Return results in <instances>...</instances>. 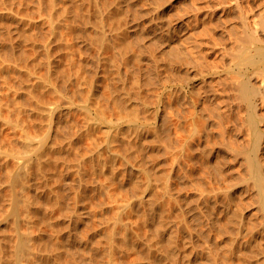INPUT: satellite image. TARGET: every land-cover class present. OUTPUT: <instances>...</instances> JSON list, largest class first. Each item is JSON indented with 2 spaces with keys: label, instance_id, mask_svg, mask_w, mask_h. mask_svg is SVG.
<instances>
[{
  "label": "bare ground",
  "instance_id": "obj_1",
  "mask_svg": "<svg viewBox=\"0 0 264 264\" xmlns=\"http://www.w3.org/2000/svg\"><path fill=\"white\" fill-rule=\"evenodd\" d=\"M123 1L124 0H104L105 7L104 6L103 7L106 8V10L103 13V10L100 7L101 5L98 3L97 0H39V1L37 0V2H35L33 0H0V3L4 4L6 6V8L9 9V11L3 12V13L0 11V92H1L0 93V145H2V147L5 148L2 151V153L4 154V159L2 161L0 160V162L6 169L5 174H6L8 186H9V195L8 194L5 195L0 191V201L2 199H4V196H6L7 199L9 198V229L6 232L3 231V235L0 237V264H180V259H181L182 254H183V257H182L183 264H191V262H192L191 254L188 251H186L188 249L187 248L188 244L186 245V243H183V245H185L184 252L182 254H180V252H179V248L176 244L177 241L175 239L176 236H178V235L174 234L175 230H173V228L171 226V220H170V217L172 215V213H170L171 209L169 208L168 213L167 214L165 213L166 208H168V207L165 208V205L168 204L165 199H166V196L169 197V195H170V192L168 190V185L165 184L166 186L163 187L161 193H158L157 191H159V190H157L154 195H151V193L147 192V190H148L147 188L152 185V177L148 174L145 175L147 177L146 182H145L147 187L141 186V184L139 183L138 179H140V178H138V175H140V173L142 174V172L145 173L147 171L146 170V164H145L146 159H144L145 142L142 138V132H143L144 125L139 123V122L138 123L133 122L130 124H123L122 125V123L125 120V115L123 114V111L121 110V106L125 107L126 104L128 102H130L129 100H127L128 98H126L127 93H129V91L126 88L127 81L124 79V77L127 74L124 77H122L123 76V74L121 73L122 71L120 72V69H119V67H120L119 62L120 61L122 62L123 60H120V61L117 60L118 63H116V61H114L116 59L115 57L112 58L109 55L107 56L105 54H102L101 52L99 53V50L104 52L103 51L104 49H106V48L109 49V47L111 48L112 44H114L118 48V50H119L118 52L120 53V55L124 59H126L125 60L126 64L131 63V62L127 63V61H128V59L133 58L132 61H134V63L136 62L135 64H138V66L141 65L142 59L144 58L143 54L145 53V50L147 49V47H146V49L138 50L141 48V45H140V48H138V49L136 48L138 51H135V48H133L134 50L132 48H130V41L131 40L128 39V35H130V34H128V32H130L129 31L130 26L129 27L127 26L128 22L126 23L127 25L125 23L123 24L122 22H121L122 24L119 22V25L111 24L113 26H112V29L110 28V30L112 31V33H111V31H110V33L112 34L111 39L113 40V42L109 37L110 35L107 36L105 33L106 31L104 32V29L102 27V23L104 21L103 19L105 18L104 16H106L107 18H110V20H111L110 22H112V21L116 22L119 20V19L115 20V17L117 16V14L121 13L120 10H122V8H124V9L127 8L124 6L125 1L124 2ZM14 3L19 4L18 5L19 8L17 6L16 7L18 9L15 8L16 10H14L12 8L13 7L12 4H14ZM41 3L44 4V7L41 6ZM101 3H103V2H101ZM126 3H128V1H126ZM2 4H0V5H2ZM32 4L39 5V7L41 6L42 8L46 9V12L43 9L42 10H43L44 14L46 13V15H47V19H48V22L50 25L48 24L49 27L48 26H46V27H48L47 29H50L49 32H50L51 36H47V34H48V33H46L47 30L44 32L42 30V28L38 27L37 30H36V28L33 29L32 25L34 23L30 19V17L24 18L22 16H18V14H20V13H22L24 16H27L28 15L27 12H29V11L26 10L27 11L26 12L25 8L26 9H27V7L30 8V5L32 7ZM4 5H2V6L5 8ZM92 6H94V8ZM35 7H37V6H35ZM127 9L130 10L131 7L129 6V8H127ZM31 10H30V12H31ZM40 12H42V11L40 10ZM135 12H138V11H135ZM122 13H125V11ZM127 13L130 14L129 12H127ZM127 13H125L124 15H127ZM157 13H158V11H157ZM93 15L96 16V19H97L96 21L98 22V23L96 22V24L93 23L94 21L91 18V16H93ZM122 15L123 14H121V16ZM124 15L122 17H124ZM141 15H143V14H141ZM159 15H161V14H159ZM29 16H31V15H29ZM138 16L139 15H137L136 17L138 18ZM118 17H120V15ZM126 18H128V17L126 16ZM126 18H124V19L126 20ZM135 19L136 18L134 17L133 20H135ZM169 20H170V18H169ZM169 20L167 18L166 20H164V23H161V24H164V26L166 27L165 28L166 31H165V35H164V40L166 38V42L163 41L164 43L170 42L169 40H170V36L172 34V31H176V27L172 26L171 20L170 21ZM110 22H108V23H110ZM43 23H45V20ZM148 23H149V21H148ZM116 24H118V22H116ZM144 24H147V23H144ZM93 25H94V27H93ZM111 25H109V27ZM141 26H143V24ZM144 26H146V25H144ZM164 26H163V28H164ZM137 27L139 28V26H137ZM88 28L94 29L93 32H89ZM44 29H46V28H44ZM140 29H142V28H140ZM41 31L44 33H42ZM70 33L72 34L74 39H80V37L82 38L84 35H85L83 37L84 39H86V40L88 39V41H91V39H92V41L89 42V44L90 43L93 44L92 43L94 41L93 39H97V41H95L96 45L98 44L99 45L98 48L100 47L101 49H98L97 50L98 54H95V55L99 56L98 59L100 61H97V63L99 62L100 65H102L101 70H99L100 68L98 69L99 71L96 68L93 70L92 69L90 70L89 67H90L91 63L89 64V67H88L89 69L86 68V66H85L86 63L84 64V62H85L84 58H83L84 56L83 57L81 56L82 49L80 48V46H78V44H76L75 41L73 43H71L70 41H67L68 40L67 37H69L71 35ZM263 36H261V39L264 38ZM89 38H91V39L89 40ZM129 38H130V36H129ZM131 39L134 40L132 37H131ZM23 41L29 45H32V47L35 48L36 50L42 48V52L39 55H37V51H36L30 57H28V51L24 47H21L22 46L21 43ZM53 42H55V44ZM138 42H135L132 44H135L136 47H138L137 44H140V42L139 43ZM248 42H249V40H248ZM191 43L192 42H190V43L186 42L185 44L187 45V44H191ZM193 43H194V41H193ZM197 43H199V42H197ZM209 43L210 42H208V43L205 42V45L208 44V45H210V48H211L212 43L211 44H209ZM251 44L253 45V43H251ZM199 45L200 44L191 45L192 47L190 48L189 52L192 51V48H194L196 50V48ZM169 46H171V45H169ZM193 46H195V47H193ZM200 46H202V45H200ZM95 47H97V46H95ZM133 47H135V46H133ZM54 48L57 51H63L64 49H66V50L68 49L67 51H65V53H67V58L69 57V61H67V63H66L67 67L65 65V60L62 56L57 57L58 61L54 60V59L53 60L50 59L51 51ZM117 48H115V49L117 50ZM142 48H144V47H142ZM171 48H173V47L171 46ZM171 48H170V50H171ZM187 48H188V46L184 49L187 50ZM206 48H207V46H206ZM214 48H215V46H214ZM165 49H166V47H165ZM200 49H201V47H200ZM202 49H201V53H202L201 56L202 55L204 56V54H206L205 51L206 50L209 51V49H206V50L204 49L203 50L204 53L202 52ZM245 49H244L245 51L243 50V52H241L242 54L246 53L247 51L250 52L251 54L250 55L245 54L242 58H238V60H237V58H234L237 60V61L235 60L237 65L238 66L241 65L238 67L240 70L238 75L240 74V77H241V75L244 76V77L242 76V78L240 80V92L243 96L242 99H244V101H246V103H247L246 105L248 106L247 111H246L247 112V120H248L250 129L252 131L253 139H254L252 146L247 151V154H245V153L244 154H245V156L247 155L246 158L248 157L247 159L249 160V163H250V166H248V167L251 168V171H252L251 177L256 182L255 185H258L257 187L259 188V192H260V196H261L260 202L262 204V209H264V186H263L264 185L263 184L264 183L263 182L264 181V174L261 171L262 168H260L261 165L259 164V160L257 159V153L259 152V150L261 148H263L262 147L263 144H262V140H261V138L263 136L261 137V131L259 129L260 116H259V114H257V110L254 109V108L258 107V105H257V107L255 106L256 104H255V98L254 97H256L257 93L262 92V90L259 91L260 89L258 90V88L254 87V85L250 84L249 77H251V76H247V73H246L247 68L245 69V66L247 64H251L250 66H252V65L254 66L253 72H256L258 74L259 72L264 71V46L256 45V46H253V48L251 47V48H245ZM168 50H169V48L167 49V53H168ZM188 50H189V48H188ZM210 50H211L210 52H212V48ZM148 51L149 52H147V51L146 52L150 53V56H149L150 61L149 62L153 63L154 66L158 65L159 68H161V72L159 71V73L162 76H160V75L159 76H160V80H161L160 83H161L162 89H164V90L166 89L167 93H168V91H170L172 96H173V94H175L179 88H182L185 83L190 85V87L192 88L193 81H191L190 78L193 76L189 75L188 70L190 68L188 66H191L192 62L195 61V59H194L195 55H193L194 53L192 54L193 57H191L192 55L189 52L184 53V55H182L183 51H182V54L178 53V52H177V54L176 53L175 54L168 53V54H170L172 59L174 57L177 59V65L178 66L180 65L183 68L182 70L185 69L186 76L183 78L184 80L181 78L179 79V77H178L177 79L180 80V81H178L177 79H172L171 73H170L171 69L168 70V68L171 65H173V64H169L173 60L168 63L167 61H169V60L166 59L167 60L166 61V60H164V58L162 59V57H160L158 54L153 53L152 50H148ZM107 52H109V51L107 50ZM171 52L174 53V49H172ZM179 52H180V50H179ZM199 52H200V50H199ZM242 54H240V55H242ZM95 55H94V59H96ZM114 56H115V54H114ZM116 56H118V55H116ZM121 56H119V57H121ZM198 56H200V54ZM207 58H204V59H207ZM9 59H11V60H9ZM106 59L110 61L109 66L107 65L109 62ZM196 59H198V58H196ZM204 59H202V60H204ZM23 60H25L24 64H22ZM104 60H106L108 63H104ZM199 60H200V57H199ZM199 60H196L195 62H197ZM14 61H15V65H13ZM93 62H95V61H93V59H92V63ZM160 62H162V63H160ZM231 62H233L232 59H231ZM231 62H230V64H231ZM44 63L48 64L51 71H54V73L57 72L58 75L60 74L58 76V77H60L59 78L60 80H58V81L59 82L62 81L61 82L62 87L60 86V84H58L59 82L57 83V81H56V83L51 81V80H48L46 82V79H45L46 77L37 75V72H36V70H34L35 69L34 67L39 65V64L44 65ZM200 63H199V65L202 64V63L201 64ZM206 63H207V60H206ZM236 63H235V65H236ZM212 64H214V63H212ZM168 65H169V67H168ZM195 65L196 64L194 63V68H195ZM204 65H203V67L205 69V67H207V66L209 67L211 64L210 65L208 64L206 66H204ZM243 65H245V66L242 67ZM91 66H93V65H91ZM176 66H174V68H176ZM95 67H97V66H95ZM199 67H201V66H199ZM145 68H147V67H145ZM159 68H157V69H159ZM215 68H217V67H215ZM227 68L229 69L230 67H227ZM231 68H234V67H231ZM47 69H46V71H47ZM142 69L144 70V68H142ZM148 69H149L148 70V73H149L151 70H150V68H148ZM177 69L179 70L180 68H177ZM196 69H197V66H196ZM200 69H202V67ZM210 69H211V67H210ZM143 70H141V71L143 72ZM206 70H209V69L206 68ZM236 70H234V71H236ZM12 71L16 75L15 80H14V78H12L13 80L11 79V76L13 75ZM110 71L113 72L114 74L110 75ZM211 71H213V70H211ZM153 72H154V70H153ZM195 72H197V71H195ZM200 72H201V70H200ZM203 72L204 71H202V73ZM253 72H252L253 75L256 74ZM11 73H12V75H11ZM204 73H206V71ZM130 74H131V76L134 77L133 72H131ZM150 74H151V72H150ZM154 74H156V72ZM252 74H250V75H252ZM259 74H261V73H259ZM54 75L56 76V74H54ZM144 75H146V74L144 73ZM151 75H153V74H151ZM231 75H232V73H231ZM233 75H234V72H233ZM198 76H199V74H198ZM236 76H237V74H236ZM236 76H233V81H235V83L237 82L235 79L238 78V76L237 77ZM258 76H260L261 80L263 81V79H264L263 75H262V77H261V75H257V77ZM105 77L109 81L106 82L105 84H103L102 81ZM156 77H158V75ZM234 77H236V78H234ZM54 78H56V77H54ZM54 78L52 79V77H51L50 79L54 80ZM149 78H150V76H149ZM149 78L148 77L146 78V83H147V79H149ZM18 79L20 80L21 83H17ZM33 79H35L36 81L35 80L33 81ZM126 79H129V78L127 77ZM133 79L134 80L130 81L131 84H132V82L135 85L137 84L138 85L137 89H139L140 85H139L138 77L135 76ZM205 79H203V80H205ZM150 80H152V79H150ZM156 80H157V78H156ZM182 80L184 82H182ZM153 82H155V81H153ZM236 84L238 85V82ZM261 84H262V82H261ZM151 85H152V83H151ZM153 85H154V83H153ZM158 85H159V83H158ZM200 87H201V89L199 87H197V88L202 90L203 89L202 86H200ZM206 87L207 86H205V88ZM259 87H261V85ZM205 88H204V90H206ZM160 90H161V88H160ZM182 90L180 89V91H182ZM193 90H194V87H193ZM195 91H196V88H195ZM215 91H217V90H215ZM47 92L48 93L50 92L49 94H52L51 98H47L50 100H46V98L44 97L45 96L44 93L47 94ZM150 92H152V91H150ZM196 92L193 93V91H191V92H189V94L193 93V94H195L194 95V97H195L197 94ZM153 93L155 94V91ZM159 93L160 92L158 91L157 94H159ZM167 93H165L164 95H166ZM263 93H264V91L262 92V94ZM157 94H156V96H157ZM178 94H179V92H178ZM182 94H183V91H182ZM215 94L220 95L218 92ZM160 95H162V94H160ZM168 95H169V93H168ZM237 95H238V93L236 94V96ZM259 95L261 96V93ZM3 96L5 97L4 100L2 98ZM176 96H174V98ZM262 96H264V94ZM196 97H198V96H196ZM211 97H212V94H211ZM143 99L144 98H142V100ZM171 99H173V98H171ZM175 99H177V98H175ZM192 99L194 100V98H192ZM200 100H202V99H200ZM221 100H223V99H220V103H221ZM257 100L263 101V98L261 99V97H260V99H257ZM197 101H198V99H197ZM197 101L194 100V102L198 103ZM173 102H175V101H173ZM187 102H188V100H187ZM212 102H214V101L212 100ZM111 103H114L116 105L118 111H116V113L114 115H112L111 117H108L106 112H105V108L108 107L109 105H111ZM176 103H177V101H176ZM188 104H190V103H188ZM191 104H190V106H191ZM145 105H147V102ZM205 105H206V103H205ZM217 105H215V106L217 107ZM244 105H242V106H244ZM202 106H204V104ZM202 106H199V107L201 108ZM4 108H6V110H7L6 113L4 111ZM60 108L61 109L63 108V113H62ZM146 108H147V106H146ZM200 108L197 109V112L196 111L192 112L193 113L192 114V121L190 120V122H192L191 126H188L189 124L186 125V126L190 127V130H188L189 132L186 133L187 127L185 126V124H183V125L186 128L181 127L184 130L186 129L185 130L186 132L184 134L183 133L184 130H183L182 140H180L179 139L180 137H178V139L181 141V143H180L181 146H179V147L181 148V150L184 151L185 147L188 146L189 149H192V151H194V152H192L191 150L189 151V149H187V151H189L187 154H186L187 151L183 152L185 155H187V158H190L191 160H192L193 156H194L193 158H196V155H194L196 150H197V152L195 154H197V153L205 154L206 158H207V159H205V160H207L206 163L209 164L212 159L210 160V162H208V159H209L210 155L212 154V152L215 148L213 147V144L211 145V143H210L211 139H209V135H208V128H209L210 124H208L207 130H205L206 126L203 125L205 128L203 126H201L202 125L200 123L201 120L198 117H199V115L202 114L201 111L202 112H205V111H203L202 109L200 111ZM205 108H206V106H205ZM205 108H204V110L207 111V109H205ZM192 109L193 108H191L190 110H192ZM221 109H223V107ZM64 110H66V111L64 112ZM74 110L78 111V113L81 114L82 120L80 123L77 121H73L72 119H69V114L71 113V111H74ZM93 110H95V113L93 112ZM219 110H220V108H219ZM189 111H188V113H191V111L190 112ZM174 113H176V112H174ZM179 113H180V111H179ZM185 113H187V112H185ZM185 113L182 114V115H184L183 117H186ZM188 113H187V115H188ZM220 113H219V115H220ZM223 113H224V110H223ZM223 113L221 115H223ZM243 113H244V111H243ZM225 114H227V113L225 112ZM64 115H66V117H64L65 120H63ZM189 115L191 116V114H189ZM208 115L209 114L207 113L206 116H208ZM210 115H211V112H210ZM212 115H216V114H212ZM178 116H177V118H178ZM203 116H204V114H203ZM208 117H211V116H208ZM60 118H62V119H60ZM187 118L189 120V117H187ZM200 118L202 119V116ZM215 118H217V117H215ZM218 118H221V117H218ZM180 119H182V118H180ZM203 119H204V117H203ZM101 120L106 121V123L108 125L104 124ZM188 120H186V121H188ZM205 120H207V117H206V119H204L202 121V123H204ZM182 121L181 122L184 123V120H182ZM221 121H222V118H221ZM146 122H148L149 125H151V123H152V121H150L149 119H146ZM190 122L188 121V123H190ZM217 123L218 122L216 121L215 124H217ZM215 124H212V125H215ZM224 125L222 124V126H224ZM227 125H226V128H227ZM152 126L153 125L149 126L150 128H152L151 130H149V131H151L150 133L152 136V137L150 136L152 139V143H150L151 144L150 149H151V151H154L155 147H156V140H155L156 128L152 127ZM179 126H180V124H179ZM179 126L177 125L178 128H179ZM218 126L220 127L221 125L218 124L217 127ZM5 129H6V134H5V136H2L1 133H3L5 131ZM220 129H221V127H220ZM210 131L211 130H209V132ZM221 131H222V129H221ZM223 132H224V134H222V136L225 135V133H227L224 130H223ZM176 133L179 134L180 132L176 131ZM219 133H221V132H219ZM180 135H182V134L180 133L178 136H180ZM194 135H196V136L198 135V137H196V136L194 137V138H196V140H195L196 141L195 142L196 147L193 148V146L191 145L192 143L190 144V140L193 139L191 136H194ZM222 136L220 135V137H222ZM190 138H192V139H190ZM210 138H211V136H210ZM151 139H150V142H151ZM83 141H85L86 143H83ZM220 141H222V138ZM176 142H177V140H176ZM173 144H175V143L173 142ZM221 144H224V143H221ZM228 144H230V143L228 142ZM175 146L177 147V145H175ZM220 146H223V145H220ZM227 146H229V145H227ZM218 148H220V147H218ZM226 148H228V147H225V149H224L225 151L230 149V148H228V149H226ZM237 148L241 149V147H237ZM233 151H235V149ZM174 152H176V149ZM177 152H179V151H177ZM177 152H176V154H177ZM235 152L237 153L238 151H235ZM105 153H106V155H104ZM119 158H121V160H123V163H121L122 165L120 164V166H118V164H117V163H119L118 162ZM189 162L190 161H188L187 163L190 164L191 162L190 163ZM195 162H194V164L196 165ZM197 163H200V162H197ZM128 164L131 165V168L133 170L132 174L131 175L129 174L130 175L129 179H131V184H132V187H131L132 190L128 191L126 189L125 192H129V194L119 195L117 190H115L112 187L115 185V183H117L116 188L119 189V191H123L122 189L124 186H126V183H127L126 176H129V175H123L122 176L121 174L123 172H121V171L125 172V170H126L125 167ZM211 164H212V162H211ZM191 165H193V162ZM195 165H193V166H195ZM201 165H202V163H201ZM218 165H220V164H218ZM203 166H205V165H203ZM0 167H1V165H0ZM198 167H201V166H199V164H198ZM213 167H215V166H213ZM201 168H203V167H201ZM211 169H212V167H211ZM190 170H191V168H190ZM193 170H195V169H193ZM196 170H198V172H200L199 168ZM205 170L203 169V171H205ZM186 171H187V168H186ZM216 171L218 172V169L217 170L212 169V174H210V176L214 175L213 172H215V174H217ZM222 171H223V169H222ZM193 173L194 172L190 173L189 175L192 174L190 179L192 181H195V179H194L195 176L193 175ZM208 173H210V172H208ZM186 174H187V172H186ZM186 174H185V176L188 175V174L187 175ZM195 174L197 175L198 173H195ZM199 175H201V173ZM220 175L221 174H219L217 176L214 175L215 176L214 181H215L216 177H217V179L220 178V177H218ZM250 175H251V173H250ZM185 176L183 175V177H185ZM211 177L213 178V176H211ZM123 178H125L126 180ZM252 178L250 180H252ZM225 179H226V176H225ZM206 180L204 179L205 182H206ZM247 180H249V179H247ZM128 181H129L128 183H130V180H128ZM142 181H144V180H142ZM204 181H202V182H204ZM211 181H213V179ZM218 181H219V179H218ZM221 181H222V179H221ZM113 182H115V183H113ZM140 182H141V180H140ZM223 182H224V180H223ZM111 183H113V185ZM206 183H207L206 186L208 187L209 182H206ZM217 183H219V182H217ZM224 183H226V182H224ZM191 184L192 185L196 184L198 187H200L202 183L201 182L196 183V181H195L194 184H193V182ZM111 185H112V187H111ZM196 185H194L195 189L197 187ZM209 185L212 189L211 184H209ZM139 186L145 187L147 190L144 188L142 191H139L140 190ZM153 186L154 185H152V187ZM204 186H205V183H204ZM227 187H230V186H227ZM149 188L151 189V187H149ZM153 189H154V187H153ZM198 189L200 190V188H198ZM211 189H210V191H211ZM152 190H150V191H152ZM225 190H224V192H225ZM202 191H204L205 193L208 192V190H202ZM153 192L154 191H152V193ZM226 192L228 193V191H226ZM157 193L160 197H157ZM201 193L203 194V192H201ZM211 193H210V195H211ZM214 193L216 195L217 190ZM215 195L212 193V196H215ZM231 195L232 194H230V196ZM151 196L153 198H151ZM204 196L203 197L205 198V201H204V199H203V201L207 204V209H205L206 210L205 212L208 211L207 214L209 216V220H210L212 226L217 230H219V228H220V230L218 231L220 233V232H222L221 229L224 230V228H223L224 226L220 227V225L218 223V220L220 221V218L217 220V218L215 216L216 213L218 212V208H217V212L215 213L214 206H216V205L212 204L213 203L212 199L214 197L212 198L210 196L211 197L210 198L208 196V193H206ZM228 199H229V197H228ZM171 202H173V200ZM110 204L112 205V207ZM172 204H174V203H172ZM103 205H108L109 207H111L114 210V214L112 213L113 211L110 212L113 214V216L111 215L112 217H110L109 213L107 214L106 211L102 212ZM174 205L170 206V203H169L168 206L176 208ZM177 205L178 204H176V206ZM134 206L139 207L138 210H139V214H142L141 216L144 215V218L140 219V220H142L141 223H143V224H140V221H138V220H137V222L131 220V219H135L133 217L130 218V216H131L130 213L135 211V210H133ZM227 206H229V203H228V205H226V207ZM161 208H162V210H161ZM180 208L181 207L178 208L179 211L178 210H175V212H174V210L172 211L173 213H175V216L178 218L183 217L182 216L183 214L180 215L182 213ZM231 208H233V207H231ZM237 208H238V206H237ZM181 209H184V208H181ZM227 209H228V207H227ZM227 209H225V210H227ZM236 210L235 211L232 210L234 215L239 211V210H237V211ZM55 211H57V212H55ZM221 211H223V210H221ZM221 211H220V213L222 214ZM230 211H229V214H230L229 216H231ZM136 213H138V211ZM136 213H133V214H136ZM226 213H227V211H226ZM218 214H219V212H218ZM242 214L243 213L241 212L240 215H238L237 217L235 216L234 218H233L234 215L231 216L233 218V219L231 218V220H233V222L231 220H229L230 218L228 219L229 223L230 222L233 223V225L231 226L232 229H230V228L229 229H230V231L233 230V232H236L237 238H238V235H241V237H242L243 234H246L245 236L247 237V234H250V237H252L251 238L252 241L251 240L247 241V239H248L247 238L246 241H244V243L243 242L242 243L245 246V248L252 250L253 243L255 242L254 239L256 236L255 231L252 229L254 224L253 225L250 224L252 226V228L248 227L250 225H248V226L245 225ZM123 215H125V217H123ZM146 215L148 217L152 216V218L153 217L156 218L158 224L155 223V228H156L155 232L157 233V231H158L159 234L152 235L151 232L148 234L147 232H149L151 230V228L150 229L146 228L147 232H144L146 234H144L145 237L142 238L140 235L139 229H138L139 227L137 228L138 231L137 230L134 231V230H132L133 226L130 224H134V222H135V223L141 225L143 228L145 223H146V225H148V227H149L151 220L148 217L145 218ZM219 215H218V217H220ZM137 216L139 217V215H137ZM137 216H136V219H137ZM222 216H223V214H222ZM178 218H177V221H178ZM183 219H184V217H183ZM166 220H167V222H166ZM182 222H183V220H182ZM179 223H180V221H179ZM229 223H227V224H229ZM185 224L184 223L178 224L179 225L178 231L180 230L182 232H185L184 234L186 235V230L189 227H186ZM146 225H145V227H147ZM156 225H159V226L156 227ZM221 225H225V224H221ZM134 226H137V225H134ZM141 226H140V228H141ZM226 226H229V225H225V227ZM254 229H256V228H254ZM258 229H256V231H258ZM260 229H262V228H260ZM225 230H227V229H225ZM224 231H223L222 235H224V233H226V231L225 232ZM213 232L215 234L216 231H213ZM190 233L192 234V232H190ZM232 234H235V233H232ZM236 234H235L234 238H229V240L230 239L231 240L229 241V244L225 247L227 249V251H229L227 254V257L229 259L228 261H232V256L235 255L237 252L236 250H238V249H236V247L238 248L240 246V245L239 246L235 245L236 244L235 243ZM216 235H217V237H219L218 234H216ZM227 235H229V234H227ZM164 236H166L165 237L166 242H168L167 244H169V247L167 246L168 249L163 248V246H164L163 243L166 244V242H163V241H165V239L163 240ZM190 236H193V235H190ZM230 236H232V235H230ZM183 237H184V235H183ZM226 237L224 240H226ZM246 237L243 236L242 238L244 239ZM182 239H184V238H182ZM216 239H214L215 244H213V245L216 246V244H217L218 246H220L221 242H219V241L221 240V238H219L220 240H218V242H216ZM185 240H187V239L185 238ZM181 241L182 240H180V242ZM184 242H187V241H184ZM190 242H191V240H190ZM190 242H188V243H190ZM139 246H141V248ZM221 246H223V244ZM138 247L140 248V251L137 250L138 253L135 254V251ZM132 251L134 252V256L132 255L133 257L132 256L130 257L129 255H131L130 252H132ZM227 251H226V253H227ZM64 252L66 254H68V257H70V259L68 258L67 261L64 260V258H63ZM239 252L237 253L238 258L241 257ZM143 254L146 255V259L144 260V261H146V263H143L142 256H140ZM222 254H223V252H222ZM224 258L225 257H223L222 259H224ZM181 262H182V260H181ZM222 262H223V260H222ZM223 263H225V262H223ZM200 264H201V262H200ZM203 264H221V263L219 261H217L216 256L214 257L209 252L208 257L206 258V260ZM238 264H240V263H238Z\"/></svg>",
  "mask_w": 264,
  "mask_h": 264
},
{
  "label": "rangeland",
  "instance_id": "obj_2",
  "mask_svg": "<svg viewBox=\"0 0 264 264\" xmlns=\"http://www.w3.org/2000/svg\"><path fill=\"white\" fill-rule=\"evenodd\" d=\"M33 1L37 2V0H33ZM97 1L101 5L100 7L104 13L106 10V8H104L105 7L104 0H97ZM124 1H123L125 4L124 6L127 8H129V6H130L131 9L128 10L127 8H125V9L122 8V10H120L121 13L117 14V16L115 17V20L116 19L120 20V21L119 20L116 21V22H118V24H116V22H113V21H112L113 23L110 22L111 21L110 18H107L106 16H104L105 18L103 19L104 21L102 23V27L104 29V32L106 31L105 32L106 35L107 36L110 35L109 37L111 39L112 31L110 30V28L112 29L113 25H119V22L120 23L122 22L123 24L124 23L126 24L128 22V25L127 24L126 25L128 27L130 26V28H129L130 32H128V34H130V35H128V39L131 40L130 41V48H132V49L135 48V51H138V50L146 49V47H147V49L150 47L148 50H152L153 53L158 54L160 57H162V59L164 58V60H166V59L169 60V61L166 60L168 63L173 60L172 62L169 63V64H173V65H171L170 67L168 65L169 68L167 67L168 70L171 69L170 73H171L172 79H177L178 77H179V79L180 78L183 79L186 76V72H185V69L182 70L183 68L180 65L179 66L177 65V59L175 57L172 59L170 54H175V53L177 54V52L182 54V51H183L182 55H184V53H187L190 51V48L192 47L191 45H196V44L202 45V46L199 45L196 48V50L194 48H192V51L189 52L191 55L194 53L193 55H195V57H194L195 61L199 60V57H200L199 61L202 63L201 64L199 61H197L198 62L197 63L193 60L194 61V62H192L193 65L191 64V66H188L190 68L189 69L190 71L188 70L189 75L193 76L190 78V80L193 81L192 88L190 87V85L185 83L182 88H179L178 91H176V93L173 94V96H172L170 91H168V93H169V95H168L167 90L162 89L161 83H160L161 82L160 76H162V75H160V73H159V71L161 72V68H159L158 65L154 66L153 63L149 62L150 61L149 60L150 59V57H149L150 53H147V52H149L147 49L145 50V53H144L145 55L143 54V57H144L142 59L143 63L141 62V65H139V66H138V64H135L136 62L134 63V61H132L133 58L128 59L127 63H129V62H131V63L126 64V61H125L126 59H124L120 55V53L118 52L119 51L118 48L114 44H112L113 48L112 47L111 48L109 47V49L106 48L109 52H107L106 49H104V50L102 49L104 52L99 50V53L101 52L102 54H105L107 56L109 55L112 58L115 57L116 59L114 61H116V63H118L117 60H119V61L123 60L122 62L121 61L119 62L120 63L119 69H120V72L122 71L121 72L123 74L122 77H124L127 74L124 77V79L127 81L126 88L129 91V93H127L126 98H128L127 100H129L130 102H128L129 104L126 102L127 104L125 107L121 106V110L123 111V114L125 115V120L122 123V125L123 124H130L133 122L134 123L139 122V123L144 125L143 132H142V138L145 142L144 159H146L145 164H146V170L147 171L145 172L146 174L143 172H142V174L140 173V175H138V178H140V179H138V180H139V183L141 184V186L147 187V185L145 184L147 177L145 175H147V174L150 175L152 177V185H154L153 186L154 189H153L152 185L149 186V187H151V189L149 187L147 188L148 190L145 187L139 186V188H140L139 191H142L145 188L147 190V192L151 193V195H154L157 190H159V191H157L158 193H161L163 187L166 186L165 184L168 185V190L170 192L169 197L170 196L171 197L169 198L166 196L165 200L167 201L168 204H166L167 206L165 205V208L166 207H168V208H166L165 213L167 214L168 209L169 208L171 209V211H170V213H172V215L170 217L171 226H172L173 230H175L174 234L178 235L175 238L177 241L176 244L179 248L180 254H182L184 252L185 245H183V243H186V245L188 244V246H187L188 249L186 251H188L191 254V259H192L191 264L192 263L193 264H200V262H201V264H203L205 262L206 258L208 257L209 252L214 257L216 256L217 261H219L221 264H225V263L226 264H238V263H240V264H242V263L243 264H264V223H263L264 222V209H262V204L260 202L261 196H260L259 188L257 187L258 185H255L256 182L251 177L252 171H251V168L248 167V166H250L249 160L247 159L248 157L246 158L247 155L245 156V154H247L248 149L252 146L254 139H253L252 131L250 129L248 120H247V112L246 111H247L248 106L246 105L247 104L246 101H244V99H242L243 96L240 92V80H241L243 75H241V77H240V74L238 75V73L240 71L238 67L241 65L238 66L236 63L238 58H242L245 54L246 55L251 54L248 51L246 53L242 54L241 52H243V50L245 48H251V47L253 48V46H256V45L264 46V38H263L264 37L263 36L264 35V0H132L133 2L131 0H124ZM126 1H128V3H126ZM101 2H103V3H101ZM0 4H2V3H0ZM36 4L35 5L32 4V7L30 5V8L29 7H27V9L25 8V11L27 10L29 12L32 9L30 13L26 11L28 14L27 16H24L22 13L18 14V16H22L24 18L30 17V19L34 23L32 25L33 29L36 28V30H37L38 27L42 28V30L44 32L47 30L46 31V33H48L47 36H51V34L49 32L50 29H47L49 27L47 15H46V13L44 14V12H43V10L46 12V9L42 8V7H44V4L41 3L42 7L41 6L39 7V5H36ZM2 5H4V4H2ZM2 5H0V11L2 13L9 11V9H7L5 5H4L5 8ZM18 5L19 4L14 3V4H12V6H13L12 8L14 10H16L19 8ZM35 6H37V7H35ZM92 7L94 8V6H92ZM39 9L43 13L40 12ZM123 10L125 11V13L129 12L130 14L127 13V15H124L125 13H122V12H124ZM135 11H138V12H135ZM157 11H158V13H157ZM121 14H123L124 17H122L123 15L121 16ZM141 14H143V15H141ZM159 14H161V15H159ZM29 15H31V16H29ZM119 15H120V17H118ZM137 15H139L138 18L136 17ZM126 16L128 18H126ZM134 17L136 18L135 20H133ZM91 18L94 21L93 23L96 24V22H97L96 16L93 15V16H91ZM124 18H126V20ZM167 18H168V20L170 18L172 26L176 27V31H172V34H171L170 40H169L170 42L164 43L163 41L166 42V38L164 40L166 27L164 26V24H161V23H164V20H166ZM44 20H45V23L47 22L46 24L43 23ZM148 21H149V23H148ZM108 22H110V23H108ZM144 23H147V24H144ZM111 24H113V25H111ZM142 24H143V26H141ZM109 25H111V26L109 27ZM144 25H146V26H144ZM46 26H48V27H46ZM137 26H139V28ZM163 26H164V28H163ZM93 27H94V25H93ZM44 28H46V29H44ZM140 28H142V29H140ZM88 30H89V32H93L94 29L88 28ZM110 31H111V33H110ZM44 32H42V33H44ZM129 36H130V38H129ZM261 36H263L262 37L263 39H261ZM83 37L82 38L80 37V39H74V37L71 34L69 37H67L68 38L67 41H70L71 43H73L75 41L76 44H78V46H80V48L82 49L81 56L82 57L84 56L83 58L85 61L84 64L86 63L85 64L86 68H88L89 64L91 63V65H93V66L90 65V67H89L90 70L91 69L93 70L95 68L97 70L100 68L99 70H101L102 65H100L99 62H98L99 64L97 63V61H100L98 59L99 56L95 55V54H98L97 50L101 49L100 47L98 48V46H99L98 44L96 45L95 41H97V39H93L94 40L92 42L93 44L90 43L91 44L90 45L89 42H91L92 39L89 38V40L91 39V41H88V39L86 40ZM131 37L134 40H132ZM248 40H249V42H248ZM138 41L140 42V44L136 43L138 47H136L135 44H132V43H135ZM185 41L189 42V43L192 42V43L186 45ZM193 41L195 44L193 43ZM196 41L199 43H197ZM207 41L210 42L209 44L212 43L211 44L212 45L211 46L212 52H210L211 51L210 45H208V44L205 45V42L208 43ZM112 42H113V40H112ZM53 43L55 44V42H53ZM251 43H253V45ZM21 44H22L21 47H24L28 51V57H30L36 51H37V55H39L42 52V48L36 50L35 48L32 47V45H29L24 41ZM140 45H141V48H140ZM169 45H171L173 48H171V46H169ZM213 45L215 46V48ZM95 46H97V47H95ZM133 46H135V47H133ZM187 46L189 48V50L187 48L188 51L186 49H184ZM206 46H207V48H206ZM142 47H144V48H142ZM165 47H166V49H165ZM193 47H195V46H193ZM200 47H201V49L203 48L202 49L203 53H204V51H203L204 49L205 50L209 49V48L210 49H209V51L208 50L205 51L206 54H204V56L203 55L201 56L202 53H201ZM115 48H117V50ZM136 48L137 49L140 48V49L137 50ZM168 48H169L168 53H170V54L167 53ZM170 48H171V50L174 49V53L171 52ZM67 50L64 49L63 51H57L55 48L52 49L50 59L51 60H53V59L57 60L58 59L57 57L62 56L65 60V65L67 67L66 63H67V61H69V57L67 58V53H65V51H67ZM179 50H180V52H179ZM199 50H200V52H199ZM114 51L115 52L117 51L116 52L117 54ZM112 52L115 54V56ZM197 52L200 54V56H198L199 54ZM240 54H242V55H240ZM94 55H95L96 59H94ZM116 55H118V56H116ZM193 55L191 57H193ZM119 56H121L122 58ZM91 58L95 62L92 63ZM196 58H198V59H196ZM204 58H207V59H204ZM234 58H237V60ZM202 59H204V60H202ZM231 59L233 62H231ZM9 60H11V59H9ZM106 60H104V63L109 62L107 64L109 66L110 61L107 60L108 61L107 62ZM206 60H207V63H206ZM15 61L13 62L14 63L13 65H15ZM24 61L25 60H23L22 61L23 63L22 62L21 63L24 64ZM211 62L214 63L215 65L212 64ZM230 62H231V64H230ZM160 63H162V62H160ZM194 63L196 64L195 68H194ZM199 63L201 65H199ZM235 63L237 66L235 65ZM208 64L209 65L211 64V65L209 67L208 66L205 67V69H204L203 65L206 66ZM250 65L251 64H247L246 66L243 65L242 67L245 66V69L247 68V70H246L247 76H251V77H249L250 84L254 85V87L258 88V90L260 89L259 91L262 90V92H263L264 91V79L262 81L260 76L257 77V75H261V77L263 75V77H264V71L259 72L261 74H259V73L257 74L256 72H253L254 66L253 65L250 66ZM95 66H97V67H95ZM174 66H176V68H174ZM196 66H197V69H196ZM199 66H201L202 69H200L201 67H199ZM226 66L230 67V68L228 69ZM145 67H147V68H145ZM210 67H211V69H210ZM215 67H217V68H215ZM231 67H234V68H231ZM34 68H35L34 70H36L38 76L46 77L45 78L46 82L48 80H51L55 83H56V81H57V83L59 82L58 80H60L59 79L60 77H58V76L60 74L58 75L57 72L54 73V71H51V69L49 68L47 63H44V65L39 64V65L35 66ZM142 68H144V70ZM148 68H150V70H151L150 72L153 75H151L150 72L148 73V70H149ZM157 68H159V69H157ZM177 68H180V69L178 70ZM206 68H208L209 70H206ZM46 69H47V71H46ZM199 69L201 70V72ZM141 70H143V72ZM153 70H154V72H153ZM194 70L197 72H195ZM211 70H213V71H211ZM234 70H236V71H234ZM111 71H110V75L114 74ZM202 71H204V72L206 71V73H204V72L202 73ZM131 72L134 73L133 74L134 77L136 76L139 79V85H140L139 89H137L138 88L137 84H136L137 85L136 86L133 82H132V84L130 82L131 80H134L133 79L134 77L131 76V74H130ZM155 72H156V74H154ZM233 72H234V75H233ZM252 72L256 73V74L253 75ZM12 73H13V75H12ZM12 73H11V75L13 77L11 76V79L14 78V80H15L16 75L14 74L13 71H12ZM144 73L146 75H144ZM231 73L233 76H236V74H237L238 78H236L237 76L234 78H236L235 80L238 82V85L236 84L237 82L235 83V81H233V76L231 75ZM54 74H56V76ZM198 74H199V76H198ZM250 74H252L253 76ZM52 75L56 78H54ZM157 75L159 78L156 77ZM149 76H150V78H149ZM51 77H52V79L54 78L55 81L50 79ZM127 77L129 79H126ZM145 77L149 78V79H147V83H146ZM201 77L202 78L204 77L203 79H205V78L206 79L203 80ZM156 78H157V80H156ZM150 79H152V80H150ZM179 79H177V80L180 81ZM34 80L35 79H33V81ZM183 80H182V82H184ZM17 81H18L17 83H21L19 79ZM108 81L109 80L105 77L103 79L102 83L105 84ZM153 81H155V82L157 81V82L155 83ZM61 82H59L58 84H60V86L62 87ZM261 82H262V84H261ZM151 83H152V85H151ZM153 83H154V85H153ZM158 83H159V85H158ZM199 85L202 86V88H203L202 90H200L201 87ZM260 85H261V87H259ZM205 86H207V87L205 88ZM193 87H194V90H193ZM197 87H199L200 89ZM160 88H161V90H160ZM195 88H196L197 92L195 91ZM204 88L206 90H204ZM180 89L181 90L183 89L182 90L183 94H182V91H180ZM214 89L217 91H215ZM149 90L152 92H150ZM154 91H155V94L153 93ZM158 91L160 92L159 94H157ZM191 91H193V93L196 92L198 94V95L196 94V96H198V97L195 96L196 97L195 98L194 97L195 94H193V93H190L191 94L190 95L189 92H191ZM178 92H179V94H178ZM217 92L220 95H218V94L216 95L215 93H217ZM262 92L257 93L256 97H254L255 98V104H256L255 106L257 107V105H258V107L254 108V109L257 110V114H259V116H260V121L263 119L261 122L259 121V129L261 131V137L263 136L262 137L263 139L261 138L263 148H261L259 150V152L257 153V159L259 160V164L261 165V167H260V168H262L261 171L264 174V116H263L264 115V104H263L264 103V96H262L264 93L262 94ZM49 93L47 92L48 95L46 93H44V95H45L44 97L46 98V100H50L47 98H51V96H52V94H49ZM165 93H167V94L164 95ZM237 93H238L237 96L239 98L236 96ZM260 93H261V96L259 95ZM156 94H157V96H156ZM160 94H162V95H160ZM211 94H212V97H211ZM169 96L171 98H173L174 100L171 99ZM174 96H176L175 98H177V99H175ZM141 97L144 99L142 100ZM260 97H261V99L263 98V101L257 100V99H260ZM2 98H3V100L5 99L4 96ZM192 98H194V100H196V101L198 99V101H197L198 103L194 102V100ZM199 98L202 100H200ZM220 99H223V100H221V103H220ZM144 100L147 102V105H145L146 102ZM172 100L175 102H173ZM187 100H188V102H187ZM212 100L214 102H212ZM176 101H177V103H176ZM188 103H190V104L192 103L191 106ZM205 103H206V105H205ZM203 104H204V106H202ZM215 105H217L218 108ZM242 105H244V106H242ZM146 106H147V108H146ZM199 106H202L203 108L202 107L200 108ZM205 106H206V108H205ZM221 106L223 107V109H221L222 108ZM191 108H193V109L190 110ZM198 108H200V111H201V109L203 111H205V112L201 111L202 114L200 113L201 115H199V117H198L201 120V122H200L202 124L201 126H203V125L206 126V128L204 126L203 127L205 128V130H207L208 124H210L209 128H208V135H209V139H211L210 143H211V145L213 144V147L215 149L213 148L214 150H213L212 154L210 155L208 162H210V160L212 159L211 160L212 164H211V162L209 164L206 163L207 160H205V159H207V158H206L205 154H203V153H197L198 155L195 154L197 152V150L194 153V155H196V158H193L194 157L193 156L192 157L193 161H192L190 158H187V155H185L183 153V152H186L187 149H189V147L186 146L184 151L181 150V148L179 147V146H181L180 140H182L183 133L185 134V132H186L185 131L186 129L184 130L182 128L187 127L186 133L189 132L188 130H190V127H188V126H191V123H192V122H190V120L192 121V114H193L192 112H194V111L197 112ZM204 108L207 109L208 112L206 110H204ZM219 108H220V110H219ZM178 110L180 111V113ZM189 110L191 111V113H188ZM223 110H224V113H223ZM4 111H5V113L7 112L6 108H4ZM61 111L63 113V108L61 109ZM65 111L66 110H64V112ZM116 111H118V110H117V107L114 103H111V105H109L108 107L105 108V112H106L108 117H111L112 115H114L116 113ZM243 111H244V113H243ZM93 112L95 113V110H93ZM174 112H176V113H174ZM185 112H187L188 115ZM206 112L209 114L208 116H211V117L206 116L207 115ZM210 112H211V115H210ZM225 112L227 114H225ZM184 113H185L186 117H183L184 115H182V114H184ZM219 113H220V115H219ZM222 113H223V115H221ZM189 114H191V116ZM203 114H204V116H203ZM212 114H216V115H212ZM177 116H178V118H177ZM201 116H202V119L200 118ZM64 117H66V115L63 116V120H65ZM187 117H189V120ZM203 117H204V119H206V117H207V120L204 121V123L206 122L205 124L202 123V121L204 120ZM215 117H217V118H215ZM218 117H221L223 122L221 121V118H218ZM180 118H182V119H180ZM184 118L185 119L187 118L186 120H188L190 123H188V121H186ZM60 119H62V118H60ZM69 119H72L73 121H77L79 123L82 120L81 114L75 110L71 111V113L69 114ZM146 119H149L150 121H152V123H151V125H153L152 127L156 128V137H155L156 147H155L154 151H151V149H150V145H151L150 143H152V139H151L152 136L150 133L151 131H149V130H151L152 128L149 127L151 125H149L148 122H146ZM182 120H184V123H182L183 122ZM216 121L218 122L217 124H215ZM102 122L104 124H107L106 121H102ZM179 124H180V126H179ZM183 124H185V126L188 124L189 125L185 127ZM212 124H215L216 126L212 125ZM218 124L221 125L220 127H221L222 131H221L219 126H218L219 128L217 127ZM222 124L223 125L225 124V125L222 126ZM177 125L179 126V128L177 127ZM226 125H227V128H226ZM175 130L180 132L182 135L178 136L180 133L179 134L176 133ZM183 130H184V132H183ZM209 130H211L210 131L211 133L209 132ZM223 130L227 133H225V135L222 136V134H224ZM219 132H221V133H219ZM5 134H6V129L3 133H1V135L5 136ZM220 135L222 137H220ZM195 136L196 135L191 136L193 139L190 138V139H192V140H190V144L192 143L191 145L193 146V148L196 147L195 146L196 145V143H195L196 138H194ZM210 136H211V138H210ZM178 137H180L179 138L180 140L178 139ZM196 137H198V135ZM221 138H222V141H220ZM150 139H151V142H150ZM176 140H177V142H176ZM85 141H83V143H86ZM173 142L175 144H173ZM228 142L230 144H228ZM221 143H224V144H221ZM175 145H177V147ZM220 145H223V146H220ZM227 145H229V146H227ZM218 147H220V148H218ZM225 147H228L230 149L226 148L228 150L225 151L224 150ZM237 147H241V149H239ZM4 149L5 148L2 147V145H0V160L1 161L4 159V154L2 153V151ZM175 149H176V152L179 151V152H177V154H176V152H174ZM234 149H235V151H238V152L236 153L235 151H233ZM190 150L192 151V149H189V151ZM189 151H187L186 154ZM192 152H194V151H192ZM104 155H106V153ZM188 161H190L191 163L189 162L190 164H188L187 163ZM118 162L119 163H117V164H118V166H120V164L123 163V160H121V158H119ZM192 162H193V165H195L194 162L196 163V165L195 166L191 165ZM197 162H200V163H197ZM201 163H202V165H201ZM198 164H199V166H201L203 168L198 167ZM218 164H220V165H218ZM0 165H1V167H0V191L5 195L6 194L9 195V186H8V181H7V177L5 174L6 169L1 164V162H0ZM203 165H205V166H203ZM213 166H215V167H213ZM211 167L214 170L218 169V172L216 171L217 174H215V172H213L214 175L217 176V175L221 174L220 176H218V177H220V178H218L219 181H218L217 177L215 178V181H214V177H215L214 175H211V176H213V178L210 176V174H212ZM186 168H187V171H186ZM190 168H191V170H190ZM192 168L195 170H193ZM198 168H199L200 172H198V170H196ZM125 169H126L125 172L121 171L123 173L122 174L120 173L122 176L132 174L133 170H132L130 164L126 165ZM203 169L204 170L206 169V170L203 171ZM222 169H223V171H222ZM207 171L210 173H208ZM186 172L188 175L186 174ZM192 172H194L193 175L195 176L194 179H195L196 183L197 182L202 183L200 187H198L196 184H194L195 181H192L190 179L192 174L191 175H189V174ZM195 173H198L197 175L199 177ZM200 173H201V175H199ZM250 173H251V175H250ZM185 174L187 176H185ZM130 175L126 176L127 180L125 178H123L127 181L126 186H124L122 189L123 191H119V189L116 188L117 183L113 182V183H115V185L113 187H112L113 183H111L112 184L111 187L114 188L115 190H117L119 195L129 194V192H125L126 189L128 191L132 190L131 189V187H132L131 179H129ZM183 175L185 177H183ZM225 176H226V179H225ZM250 177L252 178V180H250L251 179ZM204 179L205 180L207 179L206 182H209L208 187L206 186L207 183L204 181ZM212 179H213V181H211ZM221 179H222V181H221ZM247 179H249V180H247ZM128 180H130V183H128L129 182ZM140 180L142 183L140 182ZM142 180H144V181H142ZM223 180L226 183H224ZM191 181L193 182L194 185L197 186L196 189H195V186L191 184L192 183ZM202 181H204V182H202ZM217 182H219V183H217ZM204 183H205V186H204ZM209 184H211L212 189H211ZM227 186H230V187H227ZM198 188H200V190ZM209 188L211 189V191ZM150 190H152L154 192L152 193V191H150ZM202 190H208V192H206V193H208V196L209 197L211 196L212 198L214 197L212 199V202H213L212 204L213 205L215 204L217 206V207L214 206L215 213L217 212V208H218V212L220 214L219 215L217 212L215 216H216L217 220L220 218V221L218 220L220 227L224 226L223 227L224 230L227 229V230H225L226 233H224V235H222L224 230L221 229L222 232H220L221 233L220 234L218 232L220 230V228H219V230H217L212 226V224L209 220V216L207 214L208 211L205 212L206 211L205 209H207V204L204 202L205 201L204 195L206 193ZM216 190H217V193L215 195L214 192H216ZM224 190H225V192H224ZM226 191H228V193ZM201 192H203V194ZM209 192L210 193L212 192L215 196H212V193L210 195ZM158 193H157V197H160L158 195ZM230 194H232L233 196L232 195L230 196ZM228 197H229V199H228ZM151 198H153V197L151 196ZM203 199H204V201H203ZM172 200H173V202H171ZM169 203H170V206H173L175 203L178 204L179 206L178 205L176 206V204H175L174 206L176 208L169 207L168 206ZM172 203H174V204H172ZM228 203H229V206H227V207L229 210L226 207V205H228ZM237 206H238V208H237ZM111 207H112V205H111ZM111 207H109L108 205H103L102 212L106 211L107 214L109 213L110 217H112L114 214V210ZM137 207L134 206L133 210H135V211L131 212L130 213L131 216L130 215L129 216H130V218L131 217L135 218V219H131L132 221L137 222V220H138V221H140V224H143V223H141L142 220H140V219H143L144 215L141 216L142 214H139V210H138L139 207L138 208ZM179 207L184 208V209L180 208V210L182 212V213L180 212L181 213L180 215L183 214L182 216L184 217L185 220L183 219V217H181V218L176 217L175 213L172 212L173 210H174V212H175V210L179 211V209H178ZM231 207H233V208H231ZM225 209H227V210H225ZM231 209L234 211L237 209L239 211L234 215V213ZM161 210H162V208H161ZM221 210H223V211H221ZM111 211H113L112 212L113 214L110 213ZM137 211H138V213H136ZM220 211L222 212L223 216L220 213ZM226 211H227V213H226ZM229 211L231 213V216L234 215L233 218L235 216L237 217L242 212L243 213L242 214L243 219L245 222V223L244 222L243 223L247 226L250 224L251 225L254 224L253 228L251 225H250L251 227L248 226L249 228H252L255 231V235H256L255 239H254L255 242L253 243L252 250L245 248V246L243 245L244 241H246L247 238H248L247 241L248 240L252 241V239H251L252 237H250V234H247V237L245 236L246 234H243L242 237L243 236L246 237V238H244L245 239L244 240L241 237V235H238V238H239L238 239L236 232H233V230L230 231V229H232L231 226L233 225V223H232L233 220H231L232 217L229 216L230 215ZM55 212H57V211H55ZM133 213H136L137 215H139V217ZM218 215L220 217H218ZM136 216H137V219H136ZM123 217H125V215H123ZM146 217H148V216L146 215L145 218ZM148 218L151 220L149 227H148V225H146V223H145V225L147 227H145V225H144L145 228L144 227L142 228L141 225H139L135 222H134V224H130L133 226L132 230L138 231V229H139V232H140V235L142 238L145 237L144 234H146V233H144V232H147V229H150V228H151V230L149 232H147L148 234L150 232L152 235L159 234L158 231H157V233L155 232V229H156L155 223L158 224L156 218L155 217L152 218V216H149ZM177 218H178V221H177ZM228 219L231 220L232 222L229 223ZM182 220H183V222H182ZM179 221H180V223H179ZM166 222H167V220H166ZM226 222L229 224H227ZM183 223L184 224L186 223L185 224L186 227H189L186 230V235L184 234L185 232H182L180 230L178 231V229H179L178 224H183ZM221 224H225V225H229V226H226L227 227L226 228L225 225H221ZM134 225H137V226H134ZM140 226H141V228H140ZM157 226H159V225H156V227ZM259 227L262 229H260ZM254 228H256V229L259 228V229H258V231H256V229H254ZM8 229H9V198L7 199L6 196H4V199H2L0 201V237L3 235V231L6 232V231H8ZM212 230L216 231L215 234ZM189 231L192 232V234ZM231 232L236 234V241H235L236 244L235 245L236 246L240 245L238 248L236 247V249H238L240 252L238 250H236L237 251L236 254L232 256V261H228L229 259L227 257V254L229 251H227V249L225 247L229 244V241L231 240V239L229 240V238L235 237V234H232ZM216 234H218L219 237H217ZM227 234H229V235H227ZM183 235H184V237H183ZM190 235H193V236H190ZM230 235H232V236H230ZM165 237L166 236L163 237V240L165 239V241H163V242H166ZM225 237H226L227 241L224 240ZM182 238H184V239H182ZM185 238L187 240H185ZM219 238H221V240ZM214 239H216V242H218V240H220L219 242H221V245L223 244V246H221V245L218 246L217 244H216V246L213 245V244H215ZM180 240H182V241L180 242ZM190 240H191V242H190ZM184 241H187V242H184ZM188 242H190V243H188ZM167 243L168 242H166V244ZM166 244L163 243V245H164L163 248L168 249L169 244H167V245ZM139 247L141 248V246H139ZM138 248L136 249L135 254L138 253L137 250L140 251V248L139 249ZM226 251H227V253H226ZM132 252H130L131 253V255H129L130 257L132 255L134 256V252L133 253ZM222 252H223V254H222ZM238 252L241 256V257L239 256L240 258H238V256H237ZM140 256H142L143 263H146V261H144L146 259V255L143 254ZM222 256L225 258L222 259L223 258ZM182 257H183V254L181 255L180 264H183ZM63 258L66 261L68 260V258L70 259V257H68V254H66L65 252L63 254ZM181 260H182V262H181ZM222 260L225 263H223Z\"/></svg>",
  "mask_w": 264,
  "mask_h": 264
}]
</instances>
